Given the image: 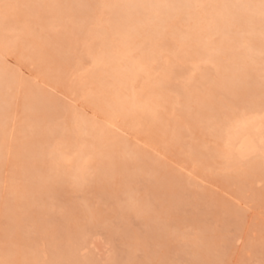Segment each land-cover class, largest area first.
<instances>
[{
    "label": "rangeland",
    "instance_id": "1",
    "mask_svg": "<svg viewBox=\"0 0 264 264\" xmlns=\"http://www.w3.org/2000/svg\"><path fill=\"white\" fill-rule=\"evenodd\" d=\"M36 1L0 0V70L3 71L1 73L3 75L0 76V264H32L34 261L35 264H90V262L91 264H264V163L261 159L254 158L235 164L226 155L228 133L234 131L243 121L257 122L264 119V50H262L264 48H262L264 46V24L262 25L264 10L263 12L259 10L257 14L261 18L262 25H259L257 30L262 28L255 34L246 33L240 28L239 41H236L238 39L229 40L232 48L230 47L227 51L226 58L222 56L225 59L219 56L222 59V61L219 59L221 63L216 59L214 62H217L214 63L202 55L201 58L200 53L195 51V47L197 50L198 48L203 50L201 44L205 45L204 43L209 39L202 37L201 40L199 39L202 41L200 44L197 38L190 37L195 30L189 25L190 18H185L184 12L176 17L178 18L176 23H178L174 26L178 30L170 29L173 27L172 24H176L172 22L170 28L164 27L159 30L160 33H157V37L161 35L158 37L159 40L156 38L160 43H156L153 36L156 45L152 46L150 44H153L152 38H149L146 43L149 47L152 46V49L155 47V50L149 51V54L156 52V56L150 55H154L157 60H162L158 62L151 56L155 61L148 58V65L147 59H144L146 63L140 59L141 62L150 66V73L152 70L155 75L160 73L162 69L160 62L162 64L164 62L161 58L163 55L173 54L174 56L179 51L183 58L181 60L179 55L176 58L171 56L174 59H172L174 67L170 69L173 71L170 73L166 68L168 69L172 62L168 65L164 62L163 67L167 66L164 69L166 74H169L170 84L159 85V88H162V85L167 88L165 90L163 87V93L159 91L161 95L154 92L152 85L143 81L140 83V87L146 84L144 89L142 88L144 94H141L147 97V100L150 101L149 96L152 99L157 95V100H154L156 98L154 97L151 103L154 107L156 105L155 112L157 110L160 112L157 111L159 114L157 112L154 114L158 115L157 120L155 116L144 118L147 121L141 118L140 120L145 121V123L140 121L144 123V127L140 124L142 130H135V128L132 129V125L128 126L133 123L132 116L121 114L123 118L125 117L123 121L120 116L123 122L120 119H117L118 121L114 119L120 114L115 115L112 112L108 104L110 100L108 90L103 88L99 90L100 87L95 89V85L89 84V81L84 85V80L86 79L87 82V78L92 79L95 57L103 53V47L100 49L98 43H102L106 36L113 40L112 42L118 40L120 35L116 34L115 30L118 27L132 26L133 17H135L134 22L139 21L137 16L143 11L138 14L136 9L137 13L134 12V14L138 15H134L132 12L136 6L133 2L129 4L130 9H126L121 4L114 8L115 3L112 5V2H116L115 0H110L112 4H108L109 0L94 2L83 0L84 3L81 0H72V2L70 0V3H74L73 7L70 6L69 0H58L63 1L61 4L56 0L55 4L52 0H46L45 4H42L40 0L37 1L38 4L43 5V8L37 5ZM118 1L124 2V0ZM252 1L240 0V4L246 6ZM21 2L24 4L21 5ZM52 4L57 8H51L54 6ZM30 6L34 8L28 9ZM36 6L37 9H35ZM68 7H71V10H67ZM108 7H111V10ZM112 8H114L113 11L116 10L113 12ZM75 9L81 11L78 10L76 14ZM130 12L134 16H131ZM149 12L147 13L150 14ZM154 12L156 13L153 11L151 17ZM159 13L157 11V14ZM57 14L58 16L61 14L60 19L56 16ZM144 15L147 14H143L142 17H145ZM130 16L132 18L129 19ZM170 19L173 21L174 18ZM117 21L124 25L120 23L118 26ZM115 23L116 26H112ZM32 24L33 30H31ZM106 25L111 28L108 29ZM103 26L108 30L112 29L115 34L112 36L113 32H107ZM94 31H101L104 34L94 36ZM166 32L169 34L167 35ZM218 36L219 34L215 37ZM45 39L48 41L46 42ZM249 40L251 43L252 40L260 42L261 46L258 47L257 43V48H254L255 46L251 48ZM105 42L108 44L109 40ZM181 43L182 45L184 43V48L180 47ZM111 44L113 49L115 44ZM102 45L104 44H100V47ZM37 47L38 51H41L40 54L36 50ZM62 47L64 50L60 52ZM117 47L110 52L117 54L122 51L121 45ZM205 47L207 46H204V49ZM207 48L205 50L209 53V47ZM157 49L162 56L156 51ZM29 51L30 54L27 53ZM166 51H169V54ZM174 51L176 53H173ZM189 51L193 52L191 53L193 56L189 55L185 59L184 54L188 55ZM233 52L234 54L239 52L234 59L230 57ZM127 54L133 57L130 55L132 53ZM194 55L196 60L193 58ZM217 63L220 64L217 67L214 66ZM221 64L224 66L228 64V67L233 65L235 70L240 67L238 72L241 74L244 71L242 73L244 75L247 72L244 68L248 66L252 73L251 79L255 78L251 88L255 87L258 91L255 93L249 91L248 96H243L244 99L241 94H236L234 89L231 91V88H234L232 85L229 87L231 91L229 92L227 86L222 83L225 81L224 78L222 81H217L220 79L218 67L222 66ZM222 68L223 72L225 68L223 66ZM149 72L146 74L151 76ZM153 72L152 75H154ZM203 72L205 74L208 72L212 81L202 83L203 77L200 75H204ZM228 72H230L229 69L227 74ZM196 74L197 76L200 74L201 79L199 76L195 77ZM189 75L201 83L199 86L197 85L199 82L195 83V88L190 85L188 90L186 87L189 88L188 77H191ZM6 81L8 85L5 84ZM229 81L233 83L230 79ZM79 85L88 91L92 89L89 93L94 94L89 95L86 90L85 94L84 89H81ZM183 87L188 90L187 95ZM207 88L214 89L212 96L208 94L209 91L204 94ZM74 89H78L75 90L77 92ZM150 89L154 90L151 94ZM35 90H38L37 93ZM178 90H181L180 93L183 90L184 94H180ZM100 92L106 95L101 93L103 95L101 96ZM29 93L32 96L28 95ZM38 94L40 97H37ZM162 95L167 102L161 98ZM185 95L187 100L191 99L189 100L191 102L188 101V107L184 105ZM96 97L101 101L96 102L94 100ZM39 98L46 102L37 109V116L32 115L30 114L32 107L30 108L29 104L32 99ZM89 99L90 101H87ZM212 99L215 102L211 101ZM239 99L241 101L243 99V102L239 103ZM229 100L232 104L228 102ZM92 101L96 105L94 103L91 105ZM159 102L162 104L160 105ZM103 107L106 108L102 109ZM107 108L111 111L108 112ZM202 109L206 113L201 112L202 114L199 115V110ZM194 111H198V115ZM210 112L212 115H217L216 119L208 115L211 114ZM82 117H86L90 123L91 118L95 123L99 120L97 125L104 122L105 129L109 130L115 125L118 130L121 129L122 133L113 132L114 137L112 130H107L109 136L105 137L107 143L102 148L104 151L97 149L98 152H96L94 149L87 154L88 159L91 158L93 162L89 159L90 162L86 163L85 172L88 171L85 173L86 179L80 181L76 177H71L70 174L63 175L62 171L57 170L52 156L62 150L63 146L66 148L64 151L70 155L73 153L72 159L77 156V151L82 146L81 139L77 137V142L72 145V149L69 148V151L63 141L70 135L77 136L81 130L78 128L80 127L78 123ZM162 142H165L164 145ZM116 145L117 150H114ZM29 147L36 148L37 152L33 151L35 149L28 154L23 152ZM221 150L225 151L224 156ZM202 154L206 155L201 157ZM261 163L263 164L260 165ZM237 166L238 168H235ZM58 173L61 174L58 175ZM29 185L33 187L31 192ZM83 236L89 241L96 238L102 240L106 254L92 256L86 253L85 258L84 256L75 257L73 249ZM6 258L8 263L5 262ZM16 260H18L17 263Z\"/></svg>",
    "mask_w": 264,
    "mask_h": 264
},
{
    "label": "bare ground",
    "instance_id": "2",
    "mask_svg": "<svg viewBox=\"0 0 264 264\" xmlns=\"http://www.w3.org/2000/svg\"><path fill=\"white\" fill-rule=\"evenodd\" d=\"M36 1V0H35ZM38 2H39V0H37ZM36 1V2H37ZM41 2H42V4H45V2H46V0L45 1H43V0H40ZM51 1V0H50ZM55 0H52V2L55 4V3H57V2H54ZM56 1H58V0H56ZM66 1V0H65ZM81 1H83V0H81ZM86 1H88V0H86ZM93 2L95 1V0H92ZM110 1V0H109ZM116 2H112L111 3V1L110 2H108V4L109 3H111L112 5H114V3H115V5H114V8H116V7H118V5L119 4H121L122 6L124 5V7L127 9H130V7H129V4H132V2L135 4V9H134V11L132 12L133 14H134V12H136L137 13V11H136V9L138 10V14H140V12L142 13V11H143V13L141 14V15H138V14H134V15H138V16H141L140 18L137 16V18L139 19V21H137V22H134L135 21V17H133L134 18V20H133V25L132 26H130V27H127V28H119L118 27V29H116L115 30V28H114V30H115V33L116 34H118V35H120V36H118V37H116V39L118 38V40H116L117 41V43L119 44V45H121V48H123L122 49V51H119V52H117V50H116V52H117V54L115 53L114 54V52L112 53V52H110V50L111 51H113L114 50V48L116 47V48H118L117 46H119V45H117L116 46V44H115V42H112L113 40H110V39H108V37L106 36V38H107V40H106V38L105 39H103V37H102V39H103V41H102V43H100V44H104V45H102L101 47H100V44L98 43V45H99V48L101 49L102 47H103V49H102V51H103V53L100 55V56H98L97 55V57H95V64L93 63V66L95 65V68H94V74L92 75V79L91 80H88V78H87V82L84 80V85H86V83L88 84L89 82V84H93V85H95L94 87H95V89L96 88H99L100 87V89L99 90H101V88H103L104 90H108V92L110 93V100H108V104H109V106L112 108V112H114L115 113V115H116V113L117 114H120V115H116L115 117H117V116H121L122 117V119H123V121H124V118H123V116L122 115H124V116H132V119H133V123L132 124H129L128 126H130V125H132V129L133 128H135V130L136 129H140V130H142V128L141 127H144V123H145V121H147L146 119H144V118H150V117H152L153 116V118H154V114H157L158 112H160V111H156L155 112V107H156V105H155V107H154V104L153 103H151V102H153L154 100H157V95L156 96H154V97H156V98H154V100L153 101H151L152 99L150 98V96H149V99H150V101L149 100H147V97L145 98V96H144V98H143V96H142V94H144V92H143V90H142V88L144 89V86H146V84H142V87H140V83H142V81H143V83H148V84H150V85H152L153 86V89L155 90H153L154 92H157L156 94H159V95H161V92H159V91H162L163 90V85H165V83L167 84V83H169L170 82V80H168L169 78H168V73L166 74V72H165V69H164V67L166 66H164L163 67V64H164V62L168 65V64H170V62H172V64H170L171 65V67H170V65H169V67H168V69L166 68V70H168V72L170 73V72H173V71H171L170 69L172 68V67H174V64H173V58L175 57H177V55H179V57H181V60H182V58H183V55H182V53H176L175 51L173 52V53H176V55L174 54V56H173V54L172 55H170L167 51V53L170 55H163V57H161V58H163V64L161 63L162 62V60L161 59H158L157 60V58L155 57L156 56V52H155V54L154 53H150V54H154V55H150L149 54V51L150 52H152V50L154 51L155 50V47H153V49H152V46L155 44L154 43V41L156 40L157 42L156 43H160L158 40V37L159 36H161V35H158V37H157V33L159 32V30L161 29H164V27H167V28H170L171 27V23L172 22H174V23H176V20L178 19V18H176V17H179L183 12H184V14L186 15V17L185 18H190V21L188 20V22H189V25L191 26V27H193L194 28V30H195V32H192V30H191V35L192 36H190V37H192V39L195 37V38H197L198 39V41H200L201 40V38L202 37H207L208 39H209V41L208 42H206V43H204L205 45H203V43L201 44V42L202 41H200V44H201V46H203V50H201L200 48H198L199 50H197V47H195L196 46V44L194 45V47H195V51H198L199 53H200V57H201V55H202V57H206V58H209L210 59V61H212V62H214V59H216L217 61H219V59H220V61H222V59L221 58H223V57H225V56H227L228 54H227V51L228 50H230V47L232 48V46H231V41H229L230 39H238V40H236V41H239V29L241 28V29H243V31L244 32H246V33H251V34H255L258 30H260V29H258L257 30V27L259 26V25H261V18H259L258 17V11L260 10V11H262V10H264V5L263 6H260L259 4H264V0H253L252 1V3H250V5H249V3H247L246 4V6L244 5H242V3L240 4V0H124V2H120V1H118V0H115ZM239 2V4H238V2ZM244 1V0H243ZM246 1V0H245ZM38 2H37V5H39L40 7L42 6V8H43V5L42 4H38ZM58 2H60V1H58ZM63 1H61L59 4H61ZM71 2H72V0H71ZM105 2V1H104ZM199 2V3H198ZM23 2H21V5H23L22 4ZM69 3H70V0H69ZM83 3H84V1H83ZM106 3V2H105ZM36 4V3H35ZM35 4H33V6H35ZM49 4V3H48ZM51 4V3H50ZM54 4H52V5H54ZM72 4H74V3H70V6L72 5ZM77 4V3H76ZM81 4V3H80ZM107 4V5H108ZM108 5V6H112V5ZM245 4V3H244ZM20 5V6H21ZM51 5V6H52ZM66 5V4H65ZM69 5V4H68ZM82 5V4H81ZM81 5H80V9H81ZM84 5V4H83ZM82 5V6H83ZM50 6V7H51ZM56 5H54V6H52L51 8H57V7H55ZM74 5H72V7H73ZM116 6V7H115ZM120 6V5H119ZM122 6H121V8H122ZM127 6V7H126ZM59 7V6H58ZM64 7V6H63ZM113 7V6H112ZM21 8V7H20ZM32 8H34V7H31L30 6V8H28V9H32ZM47 8V7H46ZM60 8H61V5H60V7H59V11H60ZM76 8V7H75ZM96 8H98V7H96ZM109 8V10H111L110 8L111 7H108ZM114 8H112V11H113V9ZM35 9H37V6H36V8ZM45 9V8H44ZM63 9V8H62ZM67 10L68 9H70L71 10V7L69 8H66ZM80 9H75L74 11L76 12V14L78 13L77 11L79 10V11H81ZM106 9V8H105ZM124 9V8H123ZM133 9V8H132ZM21 10V9H20ZM64 10V9H63ZM83 10V9H82ZM107 10V9H106ZM116 10V9H115ZM114 10V11H115ZM120 10V9H119ZM119 10H117V11H119ZM55 11V10H54ZM62 11V10H61ZM74 11H72L73 12V14L75 13ZM105 11V10H104ZM113 11V12H114ZM116 11V12H117ZM121 11V10H120ZM119 11V12H120ZM144 11H147V12H149V11H151V13L150 14H148L147 12L145 13ZM153 11H156V13L154 12L153 13V17H151V15H152V12ZM157 11H159L160 13H162V15H159V14H157ZM10 12H12V11H10ZM63 12V11H62ZM62 12H60L61 14H62ZM70 13H72L71 11H69ZM122 12V11H121ZM131 12H130V15L131 16H134L133 14H131ZM263 12V11H262ZM20 13V12H19ZM18 13V14H19ZM26 13H28V12H26ZM30 13V12H29ZM33 13V12H32ZM81 13H84V12H81ZM61 14H59V16L61 15ZM66 14V13H65ZM109 14H111V13H109ZM143 14H147V15H144L145 17H142V15ZM155 14V15H154ZM183 14V15H184ZM85 15V14H84ZM148 15L150 16V17H148ZM188 15V16H187ZM54 16V15H53ZM56 16H58V14L56 15ZM58 16V17H59ZM129 16V15H128ZM129 17V19L130 18H132V17ZM14 17H15V15H14ZM52 17V16H51ZM174 18L175 19V21H174V19H173V21L170 19V18ZM54 18V17H53ZM52 18V19H53ZM112 19H114V17H111ZM126 18H127V16H126ZM167 18H168V20H167ZM59 19H60V17H59ZM108 19H110L109 17H108ZM171 21H170V20ZM184 19V18H183ZM183 19H181V20H183ZM107 20V19H106ZM185 20H187V19H185ZM114 21V20H113ZM113 21H111V22H113ZM117 22H119L118 23V26H119V24L121 23L120 21H117ZM262 22H264V21H262ZM178 23V22H177ZM177 23L176 24H172V28H170V29H175V28H177L176 26H177ZM10 24V23H9ZM127 24V23H126ZM125 24V25H126ZM131 24H132V22H131ZM170 24V25H169ZM264 23H262V25H263ZM11 25V24H10ZM105 25V24H104ZM110 25V24H109ZM109 25H106V26H108V29L109 28H111V27H109ZM112 25V24H111ZM121 25L123 26L124 24H122L121 23ZM129 25V24H128ZM128 25H126V26H128ZM174 25H176V26H174ZM261 25V26H262ZM112 26H116V23H115V25H112ZM105 29H106V31L107 32H109V31H112V29H110V30H108L105 26H103ZM121 27V26H120ZM101 28V27H100ZM99 28V29H100ZM81 29H82V27H81ZM94 29V28H93ZM98 29V30H99ZM170 29H168V31L170 30ZM191 29V28H190ZM264 29V28H263ZM31 30H33V24H32V29ZM100 30H102V29H100ZM177 30H178V28H177ZM21 31H23V30H21ZM167 31V32H168ZM172 31V30H171ZM174 31V30H173ZM263 31V30H262ZM90 33H91V31H89ZM92 32H93V30H92ZM113 32V31H112ZM167 32H166V34H167ZM170 32V31H169ZM260 32V31H259ZM109 33H111V32H109ZM114 32L113 33H111V35L113 36V34H115ZM160 33V32H159ZM164 33V32H163ZM171 33V32H170ZM177 33V32H176ZM261 33V32H260ZM19 34H21V33H19ZM19 34H18V36H19ZM94 36H99V35H103L102 34V32L101 31H94ZM166 34H164L165 36H166ZM169 34V33H168ZM167 34V35H168ZM217 34H219V36L216 38L215 36L217 35ZM27 36L26 34H23V36ZM1 36V35H0ZM5 36V35H4ZM11 36H13V35H11ZM93 36V37H94ZM109 36V35H108ZM112 36H110V37H112ZM115 36V35H114ZM153 36H155L154 37V41H153ZM165 36H164V38H165ZM62 37V36H61ZM25 38H27V37H25ZM98 38H100V37H98ZM149 38H152V42H153V44L152 43H150L152 46H148V44L146 43V41H148V39ZM158 40H157V39ZM247 38H249V37H247ZM49 39H51V38H49ZM60 39V38H59ZM112 39H113V37H112ZM200 39V40H199ZM23 40H25L24 38H23ZM43 40V39H42ZM46 40V39H45ZM109 40V42H108V44H106L107 42H105L104 43V41H108ZM163 40V39H162ZM161 40V41H162ZM7 41V40H6ZM16 41H18V40H16ZM48 40H46V42H47ZM69 42H70V40H68ZM197 41V40H196ZM250 41V40H249ZM253 42L251 43V41H250V47L252 48V47H254V48H257L256 46V44L258 43L259 45H258V47L259 46H261L260 45V42H255V40H252ZM257 41V40H256ZM258 41H260V40H258ZM69 42H67L66 41V43H68L69 44ZM150 42H151V40H150ZM163 42H164V40H163ZM9 43V42H8ZM18 43H19V41H18ZM24 43V42H23ZM58 43H61V42H58ZM65 43V44H66ZM111 43H114L115 44V46H114V48L112 49L111 48V46L110 45H112ZM235 43V42H234ZM234 43L232 44L233 45V48H234ZM35 44V43H34ZM42 44V43H41ZM95 44H97L96 42H95ZM94 44V46H96ZM149 44V45H150ZM161 44H162V42H161ZM262 44V43H261ZM264 44V43H263ZM97 45V46H98ZM122 45H125V46H122ZM156 45V44H155ZM159 45V44H158ZM157 45V46H158ZM163 45V44H162ZM198 45V44H197ZM4 46H6V45H4ZM33 46V45H32ZM161 46V45H160ZM200 46V47H201ZM204 46H207V47H209V53L208 52H206V48L207 47H205V49H204ZM89 47V46H88ZM180 47H185L184 46V43H183V45H182V43H181V45H180ZM264 46H262V48H263ZM47 48V47H46ZM54 48H55V46H54ZM67 48V47H66ZM70 48V47H69ZM109 48H111V49H109ZM23 48H21V50H22ZM34 49V48H33ZM93 49V48H92ZM91 49V50H92ZM119 49H120V47H119ZM208 49V48H207ZM23 50H25V49H23ZM37 51L39 50L38 49V47H37V49H36ZM62 50H64V48L62 47V49H61V51L60 52H62ZM65 50H67V49H65ZM71 50V49H70ZM121 50V49H120ZM126 50V51H125ZM204 50H205V52H204ZM262 50H264V48L262 49ZM262 50H261V52H262ZM26 51V50H25ZM31 51V50H30ZM30 51L29 52H27V53H29L30 54ZM55 51V50H54ZM69 50H67V52H68ZM93 51V50H92ZM99 51V50H98ZM156 51H158V53L160 52L159 51V49H157ZM194 51V50H193ZM259 51H260V48H259ZM40 52L41 51H38V53L40 54ZM47 52V51H46ZM70 52V51H69ZM190 52V51H189ZM188 52V55H187V53H186V55L184 54V56H185V59L187 58V56H193V54H191V53H193L192 51L189 53ZM66 53V52H65ZM127 53H132V54H130V55H133V57L131 58L130 56H128V54ZM239 53V52H238ZM237 52H236V54H234V52L233 53H231L230 54V57L232 58V59H234L235 57H237L236 55L238 54ZM34 54H36V52H34ZM64 54V53H63ZM161 54V52L159 53V55ZM180 54L182 55V56H180ZM62 55V54H61ZM65 55V54H64ZM148 55H150V57L148 56ZM155 59V60H157L158 62L159 61H161L160 62V64L162 65H160L161 67H162V69H161V71H160V73L162 72H165V73H163V74H158V75H155L154 74V72H153V70L151 71V73L149 72L150 70L149 69H151V68H149L150 66H147L145 63L148 61V58H152V57ZM161 56H162V54H161ZM173 58H172V57ZM219 56H221V58L219 57ZM223 56V57H222ZM63 57V56H62ZM145 57H147V58H145ZM157 57H158V55H157ZM195 57H196V55H194V59H195ZM199 57V58H200ZM201 57V58H202ZM34 58H36V56H34ZM152 58V59H153ZM192 58V59H193ZM218 58V59H217ZM226 58V57H225ZM225 58H223V59H225ZM60 59V58H59ZM69 59H71V57L69 58ZM140 59H141V61H144V59H147L146 60V62L144 63V62H141L140 61ZM151 59V60H152ZM153 59V61H155ZM173 59V60H172ZM185 59H184V61H185ZM193 59V60H194ZM180 60V59H179ZM196 60V59H195ZM150 61V60H149ZM187 61V60H186ZM216 61V62H217ZM219 61V62H220ZM194 62V61H193ZM216 62H214V63H216ZM224 62V61H223ZM234 62H236V61H234ZM47 63H49V62H47ZM47 63H45V64H47ZM213 63V64H214ZM221 63V62H220ZM219 63V64H220ZM44 64V63H43ZM147 66V67H145V65ZM147 64L149 65V63L147 62ZM218 63L217 64H215L214 66H216L217 67V65H219ZM225 64V63H224ZM224 64H221L224 68H225V70H226V68H227V70H226V74L224 73L225 72V70L222 72L221 70L223 69L222 68V66H219L218 67V70H219V78L220 79H217V81L219 82V81H222V78H224L223 80H225L224 82H222V83H224L226 86H227V90L229 91V92H231L233 89H234V91L236 92V94H241L242 95V98L244 99V97L243 96H248V94H249V91L251 92V91H253V93H255V91H258V89L257 88H255V87H253V88H251L252 87V85H253V82H254V79L252 78L251 79V74L252 73H250L251 72V70H250V68L248 69V66L247 67H245L244 69H247L246 71L247 72H245V75L244 74H242V73H244V71H242V73L241 74H239V72H238V70H240V67H239V69H238V67H237V70H235V68H233V65H230L229 67H228V64H226V66H224ZM4 65L6 66V64L4 63ZM40 65V64H39ZM53 65V64H52ZM232 66V67H231ZM239 66V65H238ZM244 66H246V65H244ZM47 67H49V65L47 66ZM215 67V68H216ZM235 67V66H234ZM46 68V67H45ZM242 68H243V66H242ZM148 69V70H147ZM173 69V68H172ZM228 69H229V71L230 72H228L229 74H227V71H228ZM243 69V70H244ZM48 70V69H47ZM208 70V69H207ZM150 73V75L151 76H149L148 74H146V73ZM152 72H153V74L155 75H152ZM237 72V73H236ZM1 73H3V71L1 72V70H0V76L1 75H3V74H1ZM90 73V72H89ZM183 73V72H182ZM208 72H206V74L203 72V74L204 75H200V76H202L203 77V80L201 81L202 83H207V82H210V80L212 81V77H211V75H209V73L207 74ZM211 73V72H210ZM248 73H250V74H248ZM148 75V76H146V75ZM176 74H178V73H176ZM192 74H194V73H192ZM248 74V76H250L249 78H248V76H246ZM55 75H56V73H55ZM144 75V76H143ZM184 75H185V73H184ZM198 75V76H199ZM147 78H146V77ZM189 76H191V75H189ZM197 76V74L195 75V77ZM197 76V77H198ZM199 76V77H200ZM5 77V76H4ZM150 77H154V78H150ZM211 77V78H210ZM225 77H226V79H230L231 81H233V83H231L230 81H229V79L228 80H226L225 79ZM2 78H3V76H2ZM189 78V80H190V84H188V86H189V88L188 87H186L188 90L190 89V87L193 85H196L195 83H197V82H199V80L197 79H192V76L191 77H188ZM191 78V79H190ZM143 79V80H142ZM171 79H172V76H171ZM200 79H201V77H200ZM215 79V78H214ZM19 80V79H18ZM89 81V82H88ZM215 81V80H214ZM230 83H229V82ZM81 82H83V80L81 81ZM201 82H199V83H197V85L199 86L200 85V83ZM217 82V83H218ZM227 84H226V83ZM55 83V82H54ZM257 83V82H256ZM5 84H7L8 85V83H7V81H6V83ZM160 84H163L162 85V88H159V85ZM170 84V83H169ZM168 84V85H169ZM210 84V83H209ZM80 85H81V83H80ZM80 85H79V87H80ZM191 85V86H190ZM205 85V84H204ZM208 85V84H207ZM232 85V87L234 86V88H231V91H230V89H229V87ZM74 86V85H73ZM72 86V87H73ZM173 86V85H172ZM186 86V85H185ZM222 86H224V85H222ZM71 87V88H72ZM83 87V86H82ZM93 87V86H92ZM161 87V86H160ZM249 87H250V89H249ZM81 88V87H80ZM79 88V89H80ZM141 90H140V89ZM148 88V87H147ZM180 88V87H179ZM194 88H195V86H194ZM194 88H193V92H194ZM209 88V87H208ZM208 88L206 89V90H204V94L205 93H207V91H212V92H208V94H214V89L213 90H208ZM81 89H84L83 91H85L86 90V88L84 87V88H81ZM89 89H91L90 87H89ZM102 89V91L104 92V90ZM151 89H152V87H151ZM151 89H150V94H151V92H153V91H151ZM164 89L166 90L167 88H165L164 87ZM181 89V88H180ZM203 89H204V87H203ZM31 90H33V89H31ZM75 90H78V89H74V91ZM92 90V89H91ZM91 90H89L90 92H91ZM183 90L185 91V94L187 95V91L188 90H186L184 87H183ZM182 90V92L181 93H183L184 91ZM36 91V90H35ZM35 91H33V93L35 92ZM38 91V90H37ZM37 91H36V93H37ZM86 91H88V90H86ZM86 91H85V94H86ZM89 91L87 92L89 95L91 94H94L93 92L92 93H89ZM146 91V90H145ZM148 91V90H147ZM179 91H181V90H178V92ZM191 91V90H190ZM201 91V93H202V90H200ZM206 91V92H205ZM234 91L232 92L233 94H234ZM30 92H32V91H30ZM75 92H77V91H75ZM99 92V91H98ZM103 92H100L99 94H105L106 95V93H103ZM107 92V93H108ZM176 92V91H175ZM177 92V93H178ZM96 93V92H95ZM142 93V94H141ZM162 93H163V91H162ZM180 93V92H179ZM180 93V94H181ZM198 93H200V92H198ZM215 93H217V92H215ZM228 93V92H227ZM231 93V94H232ZM35 94V93H34ZM83 94V93H82ZM84 94V95H85ZM101 94V96H103ZM141 94V95H140ZM154 94V93H153ZM184 94V93H183ZM191 94V93H190ZM212 94H211V96H212ZM28 95H31L30 93L28 94ZM36 95V94H35ZM39 95V94H38ZM109 95V94H108ZM148 95V94H147ZM158 95V96H159ZM184 96L183 97V99H184V101L186 102L184 105L186 106V107H188L189 106V103H188V101L189 100H191V99H188L187 100V96ZM32 96V95H31ZM29 97L30 99L32 98V97ZM34 96V95H33ZM141 96H142V98H141ZM153 96V95H152ZM182 96V95H181ZM196 96V95H195ZM202 96V95H201ZM205 96V95H204ZM208 96V95H207ZM210 96V95H209ZM37 97H40V95L39 96H37ZM36 97V98H37ZM88 97V96H87ZM192 97H194V96H192ZM203 97V96H202ZM202 97H200V98H202ZM108 98V97H107ZM162 99H163V95H162V97H161ZM195 98H197V96L195 97ZM207 97H205V99H206ZM240 98V97H239ZM3 99V98H2ZM1 99V100H2ZM40 99V98H39ZM38 99V100H39ZM88 99V98H87ZM161 99V100H162ZM209 99H211V98H209ZM232 99V98H231ZM243 99H242V101L240 100V101H238L239 103H242L243 102ZM247 99V98H246ZM264 99V98H263ZM29 100V99H28ZM38 100H35V99H32L31 100V104H29V107L31 106L32 107V113H30V114H32V115H36L37 116V109H40L41 108V106L40 105H43L46 101L45 100H42V99H40L39 101ZM42 100V101H41ZM96 102H99V100L101 101V99H99L98 97H96L95 99H94ZM164 100V99H163ZM187 100V101H186ZM10 101V100H9ZM41 101V102H40ZM87 101H90V99L89 100H87ZM160 101V100H159ZM164 101H166V98H165V100ZM163 101V102H164ZM203 101H206V100H203ZM208 101V100H207ZM211 101H213V99L211 100ZM237 101V100H236ZM236 101H234V102H236ZM28 102V101H27ZM158 102V101H157ZM162 102V101H161ZM161 102H159L160 103V105L162 104ZM167 102V101H166ZM189 102H191V101H189ZM196 102V101H195ZM213 102H215V101H213ZM213 102H211V103H213ZM228 102H230V104H232L231 103V101L229 100ZM227 102V103H228ZM94 103V101H92V103H91V105ZM155 103V102H154ZM204 103V102H203ZM207 103V102H206ZM205 103V104H206ZM209 103V102H208ZM210 103V104H211ZM217 103V102H216ZM9 104H10V102H9ZM26 104H28V103H26ZM153 104V105H152ZM155 104H157V103H155ZM218 104V103H217ZM235 104V103H234ZM94 105H96L95 103H94ZM168 105V104H167ZM188 105V106H187ZM213 106H215V104H212ZM166 106V105H165ZM164 106V107H165ZM218 106H220V105H218ZM27 107H28V105H27ZM27 107H26V110H28L27 109ZM30 107V108H31ZM161 107V106H160ZM197 107V106H196ZM203 107V106H202ZM208 107V106H207ZM212 107V106H211ZM211 107H208V108H211ZM216 107H217V105H216ZM98 108V107H97ZM100 108V107H99ZM106 107H103L102 109H105ZM213 108V107H212ZM62 109V108H61ZM109 109V110H108ZM198 109V108H197ZM215 110H217V108H214ZM106 110H108V112L109 111H111V109L110 108H107ZM29 111V110H28ZM103 111V110H102ZM182 111H184V109L182 110ZM75 112H77V111H75ZM79 112V111H78ZM111 112V113H112ZM177 112V111H176ZM187 112V111H186ZM193 112V111H192ZM195 112V111H194ZM199 112H200V114L199 115H201L202 113H206V111L205 110H199ZM198 111H196L195 112V114H197L198 115V113H199ZM202 112V113H201ZM208 113H209V110H208ZM211 113V112H210ZM73 114V113H72ZM75 114V113H74ZM78 114V113H77ZM106 114V113H105ZM122 114V115H121ZM159 114V113H158ZM185 114V113H184ZM187 114V113H186ZM207 115V114H206ZM209 116L210 115H212V113L211 114H208ZM78 116V115H77ZM85 116V115H84ZM158 115H156L155 117H156V120L157 119H159L158 117H157ZM189 116V115H188ZM194 116V115H193ZM212 116H214V117H212ZM211 117H212V119L213 118H215V116H217L216 114L214 115H212ZM87 117V116H86ZM86 117H82V119L80 120V123H78L79 125H80V127L78 126V128L79 129H81L80 130V132L77 134V136H73V135H70V136H68L63 142L65 143V147H67L68 148V150L67 151H69V148H71L72 147V145L75 143V142H77L76 141V138L77 137H79L80 139H81V142H82V146H80L81 147V149L79 150V151H77V156L75 157V158H71V155H73V153L70 155L68 152H66V151H64V149H66V148H64V146H63V149L62 150H59L58 152H56V153H54L53 154V156H52V160L55 162V167H56V169L57 170H60V172L62 171L63 172V175L64 174H70V175H72L71 177H76L77 179H80V181L82 180L83 181V179L85 178V173L86 172H88V171H86L85 172V170H86V163L87 162H90V160H91V158H89L88 159V155L87 154H89V153H91L92 151H94V149H96L95 151L96 152H98V150H103L104 151V149H102L103 147H104V145L107 143L106 141H107V138H105V137H108L109 135H108V131H111V133H113V132H117V133H119V132H121V129H119L118 130V128H116V126L114 125L113 127H110V130L109 129H105V127H104V122H102V124L101 125H97L96 123H98V121L96 120V123H95V121H92L93 120V118H91L90 119V121H91V123L89 122V120H87L86 119ZM114 118L116 121H118L117 119H120L121 121H122V119H121V117L120 118ZM181 117V116H180ZM184 117H186V116H184ZM196 117V116H195ZM210 117V118H211ZM219 117V116H218ZM79 118V117H78ZM112 118V117H111ZM144 119V120H140V119ZM162 118V117H161ZM169 118V117H168ZM179 118V117H178ZM189 118V117H188ZM206 118H207V116H206ZM232 118V117H231ZM110 119V118H109ZM172 119V118H171ZM194 119V118H193ZM216 119V118H215ZM152 120V119H151ZM164 120V119H163ZM218 120H219V118H218ZM217 120V121H218ZM264 119H262V121H257V122H249V121H243L241 124H239V126L234 130V131H232L231 133H228L227 134V144L226 145H228V153L226 154V155H228L229 157H230V160L231 161H233V163H244V162H246V161H248V160H251V159H261V161L264 163V121H263ZM78 121V120H77ZM122 121V122H123ZM128 121H129V119H128ZM140 121H144V123L142 124V122L140 123ZM181 121V120H180ZM255 121V120H254ZM94 122V123H93ZM100 122V121H99ZM120 122V121H119ZM130 122V121H129ZM132 122V121H131ZM219 122V121H218ZM161 123V122H160ZM174 123V122H173ZM99 124V123H98ZM105 124H106V122H105ZM140 124H142L141 125V127H140ZM214 124V123H213ZM0 125H1V122H0ZM157 125V124H156ZM179 125V124H178ZM193 125V124H192ZM216 125V124H215ZM121 126V125H120ZM197 126V125H196ZM148 127V126H147ZM159 127V126H158ZM178 127H180V126H178ZM2 128V127H1ZM107 128V127H106ZM113 128H116V129H113ZM165 128V127H164ZM163 128V129H164ZM211 128H212V126H211ZM57 129H58V127H57ZM145 129V128H144ZM159 129V128H158ZM170 129V128H169ZM168 129V130H169ZM175 129V128H174ZM108 130V131H107ZM218 130V129H217ZM137 131H139V130H137ZM136 131V132H137ZM150 131V130H149ZM171 131V130H170ZM169 131V132H170ZM211 131V130H210ZM146 132V131H145ZM162 132H163V130H162ZM122 133V132H121ZM138 133V132H137ZM143 133V132H142ZM151 133V132H150ZM155 133V132H154ZM165 133V132H164ZM43 134V133H42ZM109 134H110V132H109ZM156 134V133H155ZM169 134V133H168ZM214 134V133H213ZM24 135L26 136V134L24 133ZM66 135H68V134H66ZM65 135V136H66ZM113 135H114V133H113ZM173 135H175V134H173ZM177 135H178V133H177ZM176 135V136H177ZM211 135V134H210ZM119 136H120V134H119ZM150 136V135H149ZM114 137H115V135H114ZM121 137H123V136H121ZM153 137V136H152ZM172 137V136H171ZM174 137V136H173ZM179 137V136H178ZM177 137V138H178ZM225 138V139H226ZM34 139V138H33ZM109 139V138H108ZM179 139V138H178ZM35 140V139H34ZM167 140V139H166ZM182 140V139H181ZM27 141V140H26ZM180 141V140H179ZM18 142V141H17ZM30 142V141H29ZM80 142V141H79ZM117 142H119V140H117ZM121 142H122V140H121ZM123 142H124V140H123ZM173 142H174V140H173ZM38 143V142H37ZM163 143V145H164V143L165 142H162ZM59 145H61V144H59ZM75 145V144H74ZM115 145V144H114ZM169 145V144H168ZM176 145V144H175ZM174 145V146H175ZM19 146V145H18ZM17 146V147H18ZM30 146V145H29ZM106 146V145H105ZM125 146H127V145H125ZM172 146H173V144H172ZM75 147H77V146H75ZM166 147V146H165ZM168 147V146H167ZM55 148V147H54ZM74 148V147H73ZM27 149V148H26ZM32 149H35V150H33V151H35V152H37V150H36V148H31L30 149V147L27 149V150H24L23 152H25V153H30V151L32 150ZM72 149V148H71ZM98 149V150H97ZM111 149V148H110ZM114 149V148H113ZM114 150H117V145H116V147H115V149ZM27 151V152H26ZM131 151V150H130ZM217 151V150H216ZM221 151H223L222 152V154H223V156H224V154H225V151L224 150H221ZM115 152H117V151H115ZM134 152V151H133ZM31 153H34V152H31ZM213 153H215V151H213ZM95 154V153H94ZM106 154V153H105ZM139 154V153H138ZM209 154V153H208ZM219 154H221V153H219ZM218 154V155H219ZM196 155V154H195ZM203 155H206V154H202L201 155V157L203 156ZM216 155V154H215ZM225 155V156H226ZM90 156H92V154L90 155ZM221 156V155H220ZM136 157V156H135ZM215 157V156H214ZM45 158V157H44ZM226 158V157H225ZM114 159V158H113ZM116 159V158H115ZM118 159V158H117ZM116 159V160H117ZM120 159V158H119ZM197 159H199V157L197 158ZM202 159V158H201ZM45 160V159H44ZM89 160V161H88ZM92 161V160H91ZM114 161V160H113ZM118 161H120V160H118ZM93 162V161H92ZM129 162H131V161H129ZM67 163H69V164H67ZM112 163H115V162H112ZM203 163V162H202ZM222 163V162H221ZM257 163V162H256ZM263 163H261L260 165H262ZM71 164V165H70ZM111 164V163H110ZM232 164V163H231ZM117 165V164H116ZM127 165H129V164H127ZM257 165L259 166V164L257 163ZM106 166H107V164H106ZM111 166H113V164L111 165ZM121 166H123L122 164H121ZM236 166V165H235ZM258 166H256V167H258ZM264 166V165H263ZM103 167H105V166H103ZM116 167V166H115ZM123 167H126V166H123ZM260 167V166H259ZM102 168V167H101ZM112 168V167H111ZM227 168V167H226ZM235 168H238V166L237 167H235ZM241 168V167H240ZM122 169V168H121ZM120 169V170H121ZM237 170V169H236ZM240 170V169H239ZM249 171V170H248ZM58 172V171H57ZM96 172V171H95ZM245 172H247V171H245ZM56 173V172H55ZM105 173H106V171H105ZM59 174H61V173H58V175ZM101 174V173H100ZM103 174V173H102ZM240 174V173H239ZM56 175H57V173H56ZM110 175V174H109ZM97 176V175H96ZM103 176H105V175H103ZM240 176H242V175H240ZM245 176V175H244ZM67 177V176H66ZM123 178V177H122ZM45 179H47V178H45ZM86 179V178H85ZM99 179H100V177H99ZM96 180H98V178L96 179ZM41 181V180H40ZM45 181V180H44ZM42 182V181H41ZM48 182V181H47ZM97 182V181H96ZM98 182H99V180H98ZM104 184V183H103ZM37 185V184H36ZM44 185H45V183H44ZM36 187V186H35ZM45 187V186H44ZM43 187V188H44ZM29 190H30V192L33 190V187H32V185L30 186L29 185ZM29 192V193H30ZM32 194V193H31ZM29 196H31V195H29ZM29 196H28V198H29ZM73 237H71V239H72ZM81 239V238H80ZM79 239V241H78V243L77 242H75V243H77L76 244V246H75V248L73 249V251L75 252V254H76V256H75V254L73 255V256H75V257H81V256H84V258H85V254L86 253H90V254H92V256H94L95 254H97V255H100V256H103L104 254H106V252H105V250H104V248H105V245L103 244V242H102V240H99V239H93V240H91V241H89L85 236H83V238H82V240H80ZM2 248V247H1ZM71 249V250H72ZM70 250V249H69ZM72 251V252H73ZM16 252V251H15ZM69 253V252H68ZM71 254V253H70ZM14 255V254H13ZM69 255V254H68ZM72 255V254H71ZM70 255V256H71ZM72 256V257H73ZM89 256V255H88ZM29 257V256H28ZM15 258V257H14ZM95 258V257H94ZM80 259V258H79ZM82 259V258H81ZM97 258H95V260H96ZM6 260H7V258H6ZM29 260V259H28ZM35 260V259H34ZM38 260V259H37ZM84 260V259H83ZM82 260V261H83ZM97 261V260H96ZM5 262H7L8 263V260L7 261H5ZM18 262V260H16V263ZM35 262V261H34ZM84 262V261H83ZM96 263V262H95ZM90 264H91V262H90Z\"/></svg>",
    "mask_w": 264,
    "mask_h": 264
},
{
    "label": "snow or ice",
    "instance_id": "3",
    "mask_svg": "<svg viewBox=\"0 0 264 264\" xmlns=\"http://www.w3.org/2000/svg\"><path fill=\"white\" fill-rule=\"evenodd\" d=\"M32 264H35V262H32Z\"/></svg>",
    "mask_w": 264,
    "mask_h": 264
}]
</instances>
